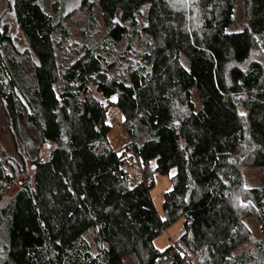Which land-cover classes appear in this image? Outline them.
I'll list each match as a JSON object with an SVG mask.
<instances>
[{
	"label": "trees",
	"instance_id": "trees-1",
	"mask_svg": "<svg viewBox=\"0 0 264 264\" xmlns=\"http://www.w3.org/2000/svg\"><path fill=\"white\" fill-rule=\"evenodd\" d=\"M73 1L8 0L0 18V103L23 161L0 159V264H264V184L246 173L264 168V0H78L94 31L63 67ZM172 170L162 218L151 188Z\"/></svg>",
	"mask_w": 264,
	"mask_h": 264
},
{
	"label": "rangeland",
	"instance_id": "rangeland-1",
	"mask_svg": "<svg viewBox=\"0 0 264 264\" xmlns=\"http://www.w3.org/2000/svg\"><path fill=\"white\" fill-rule=\"evenodd\" d=\"M9 2L8 0H0V18H5L9 15ZM73 10V11H71ZM70 15L67 21V26L70 29L71 37L68 45L59 52V63L61 62L63 67L75 60L76 48L79 46L77 43H81L82 36L85 35V31H94L92 27L89 26L87 16L80 9L78 0L72 2L70 7ZM246 23L243 6L239 3L236 13L235 22L231 27L233 31H240L243 29ZM122 46L125 45V40L121 43ZM260 47L264 49V40L260 42ZM121 54V53H120ZM124 115L122 111L116 107L111 106L109 110V115L107 118V123L112 127L110 132V142L114 149H119L127 143V139L124 137V130H126L124 124ZM34 135V133H33ZM0 159L3 163L7 164L8 160H15L17 163L22 165V153L17 150V143L15 142L13 136L10 133V129L7 122V117L5 115L2 104L0 103ZM132 173L135 172L137 175H141L142 172L138 167L132 168ZM247 178L250 185H260L264 184V168H252L248 169ZM176 174V170H172L169 175L156 174L154 178V185L151 188V196L158 214L164 218V212L162 209V203L164 200L163 194L174 187V180L172 177ZM183 222L184 219H179L174 224L170 225L163 233L157 237L154 244L156 248L160 251H164L170 243L176 242L183 232ZM249 225H252V229L255 237L260 236V232L255 222L247 221ZM92 232L87 231L84 236L85 240L91 245L92 253H96L94 241L92 239ZM159 264H165L163 259H160Z\"/></svg>",
	"mask_w": 264,
	"mask_h": 264
},
{
	"label": "built area",
	"instance_id": "built-area-1",
	"mask_svg": "<svg viewBox=\"0 0 264 264\" xmlns=\"http://www.w3.org/2000/svg\"><path fill=\"white\" fill-rule=\"evenodd\" d=\"M125 132H124V137L127 139L128 138V133H127V131L126 130H124ZM170 245H175L176 246V242H171L170 243Z\"/></svg>",
	"mask_w": 264,
	"mask_h": 264
},
{
	"label": "snow or ice",
	"instance_id": "snow-or-ice-1",
	"mask_svg": "<svg viewBox=\"0 0 264 264\" xmlns=\"http://www.w3.org/2000/svg\"><path fill=\"white\" fill-rule=\"evenodd\" d=\"M113 99H115V97H113ZM241 115H244V113H241Z\"/></svg>",
	"mask_w": 264,
	"mask_h": 264
}]
</instances>
